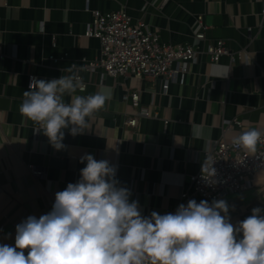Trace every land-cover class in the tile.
I'll list each match as a JSON object with an SVG mask.
<instances>
[{"label":"crops","instance_id":"1","mask_svg":"<svg viewBox=\"0 0 264 264\" xmlns=\"http://www.w3.org/2000/svg\"><path fill=\"white\" fill-rule=\"evenodd\" d=\"M87 5L102 12L125 9L144 19L161 41L175 44L200 43L195 33L197 16L203 15L210 29L201 44L223 39L235 59L223 56L213 63L208 55H199L184 83L171 82L167 94L161 78L73 69L74 63L82 66L83 58L101 56L100 39L84 35L92 19ZM263 10L264 0H0V243L14 245L17 224L51 210L55 192L79 179L85 153L117 166L116 178L131 190L130 199L139 201L142 214L174 213L179 204L186 205L183 188L205 163L206 151L223 137L232 140L236 135L233 118L264 131ZM69 68L87 83L77 94L108 86L112 98L89 119L83 134L73 137L65 129L67 154L60 156L18 109L29 90V74L50 80L69 75ZM133 91L159 117L140 118L137 127L124 125L137 111L124 97ZM193 125L204 128L203 138L193 137ZM52 157L62 164L53 163ZM29 163L45 169V175L31 174ZM221 199L229 204L234 225L254 207L264 209V170L256 174L252 188Z\"/></svg>","mask_w":264,"mask_h":264},{"label":"clouds","instance_id":"2","mask_svg":"<svg viewBox=\"0 0 264 264\" xmlns=\"http://www.w3.org/2000/svg\"><path fill=\"white\" fill-rule=\"evenodd\" d=\"M67 71L50 80L31 77L18 109L56 150L65 147V129L73 137L83 134L89 119L112 98L108 86L77 94L85 91L82 80L72 68ZM192 135L203 138L205 130L193 125ZM262 142L264 131L257 128L231 140L250 154ZM80 162L86 163L79 179L55 192L51 210L17 224L14 245L0 243V264H264L261 207L235 225L224 199H190L174 213L144 215L139 201L130 199L131 190L116 178V165L88 153ZM213 163L201 166L210 184L216 183Z\"/></svg>","mask_w":264,"mask_h":264},{"label":"built area","instance_id":"3","mask_svg":"<svg viewBox=\"0 0 264 264\" xmlns=\"http://www.w3.org/2000/svg\"><path fill=\"white\" fill-rule=\"evenodd\" d=\"M86 10L91 12L92 19L87 24L84 35L100 39L101 56L97 60L83 58L82 66L74 63L71 65L73 69L84 68L89 71L101 69L106 75L113 77L161 78L163 80L162 91L167 94L171 82L184 83L186 74L190 72L191 64L199 55H208L213 63L218 62L223 56H229L231 60L235 59L223 39L201 44L207 39L210 29L203 15L197 16L199 30L195 33L200 43L175 44L161 41L159 33L144 19H135L125 9L102 12L98 9H91L87 5ZM55 40L56 37L53 36L54 45H56ZM3 57L4 52L0 44V58ZM50 58L58 60L55 56H50ZM76 75L81 78L86 90L87 83L80 74ZM31 77L39 79L37 74H29L28 89ZM124 97L137 108L134 115L125 119L124 125L137 127L140 118L159 117L158 112L151 113L149 107L142 104L139 91L129 92ZM165 122L168 123L167 120ZM233 125L237 126L236 135L248 129L238 117L233 118ZM229 127L224 130L227 131ZM212 163L216 170V175L212 179L216 183L210 184L200 169L190 176L189 184L183 188L182 200L189 201L196 198L207 201L218 200L229 193H239L252 188L256 174L264 170V142L258 145L256 153L250 154L234 148L231 140L223 137L212 149L206 151L205 164L211 165ZM28 169L35 176L45 175V169L35 164L29 163Z\"/></svg>","mask_w":264,"mask_h":264},{"label":"water","instance_id":"4","mask_svg":"<svg viewBox=\"0 0 264 264\" xmlns=\"http://www.w3.org/2000/svg\"><path fill=\"white\" fill-rule=\"evenodd\" d=\"M66 154H67V152H66V148L65 147L63 149H61V150H58V155L65 156ZM51 161L53 163L57 164V165H61L62 164V159L57 158V157H52Z\"/></svg>","mask_w":264,"mask_h":264}]
</instances>
